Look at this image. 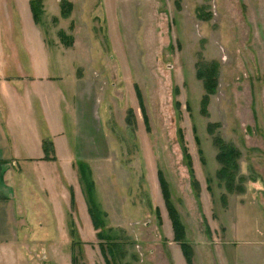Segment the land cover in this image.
Here are the masks:
<instances>
[{
    "label": "rangeland",
    "instance_id": "1",
    "mask_svg": "<svg viewBox=\"0 0 264 264\" xmlns=\"http://www.w3.org/2000/svg\"><path fill=\"white\" fill-rule=\"evenodd\" d=\"M31 1L0 0V72L24 76L17 67L36 65L33 73L43 75L47 49L69 113L83 107L74 98L79 78L98 79L111 112L94 133L108 122V149L93 171L73 179L70 211L53 209V244L32 247L41 264L50 254L70 264H155L158 257L157 264H176L172 253L181 245L159 170L193 264H264V0H36L38 22ZM211 62L220 65L218 86L206 104L198 73ZM21 85L4 95L31 113L41 103L26 96L36 88L31 80ZM232 147L238 168L218 159ZM92 204L113 244L93 229Z\"/></svg>",
    "mask_w": 264,
    "mask_h": 264
},
{
    "label": "crops",
    "instance_id": "2",
    "mask_svg": "<svg viewBox=\"0 0 264 264\" xmlns=\"http://www.w3.org/2000/svg\"><path fill=\"white\" fill-rule=\"evenodd\" d=\"M44 51L47 60L40 68L45 73L43 75L38 73L39 70L33 73L36 65H30L27 70L17 67L25 73L24 76L14 75L12 70L0 72V264L44 262L35 256L32 247L53 244L54 207L59 206L62 213L66 208L65 213L70 211L71 183L79 174L77 167L83 164L93 171L97 157L108 149L106 144L103 145L107 135L106 122H102L101 131L94 136L97 120L107 118V113H111L108 106L102 105L98 79L79 78L75 81L77 93L74 98L77 99L78 94L83 107L80 111L77 105L75 113H69L66 96L56 88L59 87L57 81H65L48 72L52 58L47 49ZM26 80H31L36 88L33 95L26 97H33L37 104H41L31 113H20L16 109V97L6 96L4 91L7 86L23 84L22 88ZM40 84L44 86L40 88ZM38 89L48 95L39 94ZM7 103L13 110L11 113ZM45 140L51 144L49 153L44 149ZM59 188L60 204L54 205L52 197L58 195ZM73 193L75 197L76 191ZM39 195L43 197L44 205L38 201ZM86 211L89 214L88 208ZM57 227L64 228L62 219L57 222ZM92 227L96 231L93 223ZM172 255L173 263L188 264L181 247L175 248ZM43 259L45 264L63 262L61 259L59 263L52 254L49 259L47 255ZM153 260L157 264L159 257ZM64 264H70L68 259Z\"/></svg>",
    "mask_w": 264,
    "mask_h": 264
},
{
    "label": "trees",
    "instance_id": "3",
    "mask_svg": "<svg viewBox=\"0 0 264 264\" xmlns=\"http://www.w3.org/2000/svg\"><path fill=\"white\" fill-rule=\"evenodd\" d=\"M38 2L39 1L32 0L30 3L31 4V10L33 13V18L36 22H38L40 19V15L38 13V11H40ZM62 7H64V4L62 5ZM70 8H71V5H68V7L65 9L62 8L63 9L62 12L65 15H67L68 13H70ZM219 67H220V65L218 62H211L207 65H203L199 70L198 76L204 80V86H205L206 93H205V96L203 99H204V102L206 104L209 101L210 95L215 93L217 90ZM138 97H139V100L141 101V106L144 107V104L142 103V98L140 99L141 95H139ZM50 147H51V144L45 140L44 141V149H45V151H47V153H49ZM220 151H221V153H219L218 159L220 160L221 163L226 164V162L231 159L234 167L235 168L239 167V163L236 162L239 158L238 149L232 147V148L228 149L227 151H225V150H222V148H221ZM78 168H79L80 173L83 172L84 170H90L89 166H85L83 164L79 165ZM84 177H85V175H84ZM158 178H159V181L161 183V188H162V193L164 196L165 204L168 208V211L170 213V218L172 220L173 231H174V234L176 235L175 240L180 243L181 248L184 252V255L186 257L188 264H193V262H194V250L192 249L190 244H187L186 242H184L186 240L185 226L181 222L179 214L177 212V209L171 200V191H170L169 185L167 184V180L164 178L163 172L161 170H159V172H158ZM86 181L90 182L88 180H86ZM93 185H94L93 183L87 185L88 186V192L90 195H92V197H93V190H94ZM227 185H231L229 181H227ZM88 210H89V213H90V216H91V219H92V222H93L95 229L96 230L100 229L98 231V237L100 238L101 242H102V239L105 238V239H108V242L111 240L110 244H113L114 242H112V240H113L114 235L111 237V235H105V233H101L102 230H104V228H105V226H104L105 223L102 220V218L97 216V214H98L97 209L92 204V206H90V208ZM95 211H97V212H95ZM110 230L112 231L113 234H115V231L113 229H110ZM110 252H112V250ZM108 260L109 259H107V261Z\"/></svg>",
    "mask_w": 264,
    "mask_h": 264
}]
</instances>
